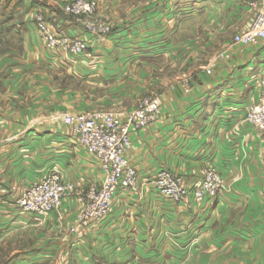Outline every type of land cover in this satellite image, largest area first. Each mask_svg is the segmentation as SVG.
<instances>
[{
  "label": "crops",
  "instance_id": "0c3cea01",
  "mask_svg": "<svg viewBox=\"0 0 264 264\" xmlns=\"http://www.w3.org/2000/svg\"><path fill=\"white\" fill-rule=\"evenodd\" d=\"M248 1L165 0L156 9L135 14L108 37L93 39L89 57L46 47L32 19L19 20V9L1 2L0 42H19L21 51L19 56L0 57V119L11 129L1 130L5 141L0 146V244L41 225L59 230L80 208L78 192L64 199L61 209L43 217L23 212L15 201L26 184L55 169L67 182L85 189L99 185L105 177L100 162L56 118L81 111L64 105L43 110L47 112L43 116L39 108L15 110L12 116L4 109L9 98L37 101L49 76L110 89L137 70L136 63L158 60L171 64L180 59L179 53L181 66L194 67L199 52L210 42L230 39L222 33L223 22L232 25L234 19L225 14L223 18L222 12L236 16L239 10L240 20ZM205 16L217 27L209 38L193 34L174 42L172 36L181 27ZM50 17L71 36L84 32L79 23L56 11ZM200 40L205 43L199 45ZM190 41L192 50L185 55ZM224 60L218 61L212 75L199 78L190 93L171 95L163 102L156 123L132 133L127 159L138 170L139 189L118 190L111 213L84 229L87 241L74 236L68 242L42 245L37 240L4 264H51L62 247L71 264H247L232 251L264 250L255 244L264 237V135L246 121L248 106L260 94L264 49L232 47ZM208 166L215 167L227 182L228 191L215 198L197 202L187 196L175 202L155 188L154 181L163 169L195 181L201 178L200 167Z\"/></svg>",
  "mask_w": 264,
  "mask_h": 264
},
{
  "label": "rangeland",
  "instance_id": "374dc122",
  "mask_svg": "<svg viewBox=\"0 0 264 264\" xmlns=\"http://www.w3.org/2000/svg\"><path fill=\"white\" fill-rule=\"evenodd\" d=\"M9 1L12 4H15L20 0ZM22 1L26 3L27 0ZM28 1H31L33 3V6L19 9L18 14L16 15L19 20L27 16L31 18L36 25L35 12L37 10V6H40L43 10V15L46 22L49 23L54 31H57L60 34L72 39L77 38L79 40H83L86 44H88L86 54L82 55L86 57H89V49L93 39H104L108 37L110 34H112L113 31L119 28L120 25L125 26L127 22H130L135 14H144L145 12H149L151 11V9H154L155 7H158L163 2H165V0ZM240 10L243 11L242 7ZM52 11H56L61 16H67L70 19L75 20L76 23H79L82 26L84 32L77 36H71L67 32L59 30L55 26V24L50 21V13ZM238 11L236 13V16L227 15L228 11L225 10V13L222 12L223 18L225 14V17H231V19H234L232 20V25H226L227 23L223 22V25H225V27L222 28V33L224 34V36H227L226 39H230L227 42L220 41V43L214 41L216 42V44L210 42L205 49L199 52L200 55L197 56L198 60L195 61L196 64L194 67L192 65L188 66V64H184V66H181L183 63L181 61V59H183L181 53H179L180 59L177 61H173L171 64L165 61L144 60L134 65L137 70H133L132 73H127L124 77L121 78L120 82H116L110 89H102L97 86L84 85L74 79L49 76L47 83L44 82L43 84L45 86L44 89L40 90L42 92L41 98H39L37 101H35V99V102L33 100L32 102L31 99L26 100L25 97L19 99L9 98L7 102L8 106L4 108L5 112L7 113L8 111L9 115L12 114L13 116L15 110H21V112H25L27 111V109L39 108V111H45L46 109L54 110L55 108H62L65 105L68 108L71 107L73 111H103L123 114L132 110L142 99L157 96L161 98L163 103L169 100L171 95L180 96L181 93L188 94L192 91L194 85L201 79L212 75V70L214 69V67H216L215 65L218 63V61H222L226 58L228 51L232 47H254L260 48V50L264 49V42L262 41H259L257 44L248 45L233 44V36L235 35V33L246 29L257 13L256 9L248 7L246 11L242 12V18L239 20ZM217 16H220V14ZM221 19L222 18H220V20ZM234 22L236 23L235 25H233ZM189 24L190 25L187 24V26L181 27L178 35L172 36L174 42L176 40H179V38H192L193 34L195 35V37H198L197 35H200L201 38H209V34L212 33V30L214 29L213 27H215L211 25L212 23H209L206 20V16L191 21L189 22ZM237 24H240V27L237 28ZM215 28L217 29V27ZM226 29L228 32H226ZM204 43V40H200L199 45H203ZM191 46L192 42L190 41V44H187L186 48H184L185 55L187 51L192 50ZM73 48H75V45H73ZM20 51L21 46L19 42H12L10 40L0 42V57L6 56L8 59L9 56H12L13 54H15L14 56H19ZM205 56H209V58L206 59ZM93 63L94 62H91L89 65H93ZM36 73L38 76V73L40 72L37 71ZM1 102L3 103L0 98V105H2ZM44 111L39 115L43 116L44 114H47V112L45 113ZM6 124L8 125L7 122H4L3 119H0V136L2 138L4 137V134H2L1 130H3L4 128L10 129ZM199 175H201V178L195 181H192L188 177L180 175L184 180V187H187L188 189V196H192L197 202H201L203 200L200 198L201 192H199L200 190L198 189L197 184L203 180L211 179L212 177V175L207 173V167H200ZM221 179L225 187L227 188V182L222 175ZM137 181L138 190L140 185L139 180ZM66 182L67 181L65 180V183ZM91 188L92 187L85 189L75 185V188L73 190L66 192V195L61 200L60 206L56 210L62 208L64 199L78 195V192H80L79 195L81 197L80 208L75 218L72 221L69 220L64 225H61V228H59V230H57L58 228L55 230L51 228L48 229L46 226L41 225L39 229L36 228L33 232L31 230H28L23 234L9 238L1 243L0 264H4L5 262H7V260H9L12 255H14L20 249L27 247L29 243H37V240H40V243H42V245L50 244L56 241L68 242L74 236L82 237L84 241H87L88 234L84 231V229H86V227L88 226L98 223L99 221H102L111 213L109 212L107 215L98 220H96V218L89 217L88 225L82 224V221L80 219L83 215V211L90 204V201L92 202L89 197V191L91 190ZM21 190L23 191V189ZM21 190L20 195L22 194ZM226 191H228V188L226 189ZM226 191L218 194H223ZM219 195H216L215 197ZM215 197H212L211 195V197L206 196L205 198ZM62 230L63 233H61ZM263 239L264 237L261 238L260 241H257L255 243L257 247L260 245L264 246ZM66 251L67 250H64V248L62 247V249H60V254L56 256L51 264H71L70 255ZM232 252L236 254L237 259L248 261L247 264L254 263V261L264 263V250L256 249L254 251H251L241 249Z\"/></svg>",
  "mask_w": 264,
  "mask_h": 264
},
{
  "label": "built area",
  "instance_id": "2783aa9c",
  "mask_svg": "<svg viewBox=\"0 0 264 264\" xmlns=\"http://www.w3.org/2000/svg\"><path fill=\"white\" fill-rule=\"evenodd\" d=\"M248 6L256 9L257 13L246 29L235 33L234 45L264 42V0H249ZM35 17L39 34L47 47L76 56L86 54L88 44L54 31L40 8H37ZM162 104L161 98L155 96L142 99L132 110L123 114L100 111L56 117L70 127L81 148L100 162L105 173L104 180L99 185L92 186L89 191L92 202L81 216L83 225H88L89 217L98 220L111 212L114 195L118 190L137 191L138 170L127 159V152L133 144L132 133L146 130L156 123L161 115ZM246 121L264 135V74L260 78L259 97L247 108ZM4 141L0 136V145ZM207 173L212 175L211 179L197 184L201 199L211 195L215 197L227 189L215 167L208 166ZM183 181L182 176L163 169L157 174L154 185L159 193L179 202L188 196V189L184 187ZM74 188V183H65L59 171L51 170L38 181L26 184L15 204L23 212L43 217L56 210L66 192Z\"/></svg>",
  "mask_w": 264,
  "mask_h": 264
},
{
  "label": "trees",
  "instance_id": "16d2710c",
  "mask_svg": "<svg viewBox=\"0 0 264 264\" xmlns=\"http://www.w3.org/2000/svg\"><path fill=\"white\" fill-rule=\"evenodd\" d=\"M1 2H4L5 4H9V3H11L9 0H5V1H1L0 0V3ZM29 6H33V3L30 1H26V3L25 2H23L22 0H20V1H18L17 3H15V4H12V7L14 8V9H21V8H28Z\"/></svg>",
  "mask_w": 264,
  "mask_h": 264
}]
</instances>
